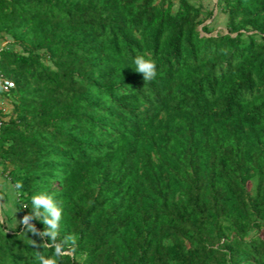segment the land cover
Masks as SVG:
<instances>
[{"label":"trees","instance_id":"1","mask_svg":"<svg viewBox=\"0 0 264 264\" xmlns=\"http://www.w3.org/2000/svg\"><path fill=\"white\" fill-rule=\"evenodd\" d=\"M217 1L212 34L194 0H0V166L23 215L61 203L59 264H264V0ZM23 230L0 264L52 255Z\"/></svg>","mask_w":264,"mask_h":264},{"label":"clouds","instance_id":"2","mask_svg":"<svg viewBox=\"0 0 264 264\" xmlns=\"http://www.w3.org/2000/svg\"><path fill=\"white\" fill-rule=\"evenodd\" d=\"M135 71L143 75L146 82L156 79L158 71L157 64L154 59L144 54H138L133 64ZM22 187L17 183L15 188L17 192ZM31 205L34 211L24 215L21 220H17V226H23V232L32 233L33 236H39L41 240H32L34 247H52L54 249L51 256L37 252L35 260L37 264H59V261L77 245L75 235H66L62 239H58L60 232V222L62 220V205L55 199L54 194L46 191L35 193L31 197ZM27 208V206H25ZM17 213V212H16ZM15 213V214H16ZM33 217H38L43 220L45 228L40 232L33 223Z\"/></svg>","mask_w":264,"mask_h":264},{"label":"rangeland","instance_id":"3","mask_svg":"<svg viewBox=\"0 0 264 264\" xmlns=\"http://www.w3.org/2000/svg\"><path fill=\"white\" fill-rule=\"evenodd\" d=\"M176 3H178V0H175ZM196 3H202L204 7L208 11H213V17L209 18L208 16L204 15V23L199 26V29H202V26L205 24H209L210 29L212 30V34H217L218 32H226V20L227 16L224 12H222L221 7L218 5L217 0H194ZM206 16V17H205ZM203 33V32H202ZM10 39V37H8ZM11 45V43H8L5 41V38L3 35H0V47ZM0 103L3 107V111L5 114H8L12 111L13 105L11 102V99L9 96H6L5 94H0ZM9 178V177H8ZM10 179V178H9ZM5 190V189H4ZM16 191H14V194L12 197H10L8 192H3L1 196V203L2 206H0V220L6 221L8 227H11L12 222L11 221V215L9 214V206L6 204V199L8 198L9 204L11 205V208H15L17 201H16ZM11 223V225H10ZM14 228V226H12ZM261 235L264 236V229L261 231Z\"/></svg>","mask_w":264,"mask_h":264},{"label":"crops","instance_id":"4","mask_svg":"<svg viewBox=\"0 0 264 264\" xmlns=\"http://www.w3.org/2000/svg\"><path fill=\"white\" fill-rule=\"evenodd\" d=\"M5 189V190H4ZM14 191H16L15 193H16V201H17V199H18V192H17V190H16V188H15V185L11 182V180L8 178V176H7V174H5L4 172H3V168L0 166V206H2V203H1V196H2V193L3 192H8L9 194H7V195H9L10 197H12L13 196V194H14ZM4 194V193H3ZM14 197V196H13ZM6 204H7V206H9V214L11 215V221H13L12 222V225H11V223H10V225H11V227H9V228H11V229H14V228H16L17 227V220H21L22 218H23V213L21 212V210L18 208V205L16 204V206H15V208H11V205L9 204V200H8V198L6 199ZM17 212V213H16ZM16 213V214H15ZM0 222H1V220H0ZM5 223H6V225H7V222L5 221ZM8 226V225H7ZM12 226H14V228L12 227Z\"/></svg>","mask_w":264,"mask_h":264},{"label":"built area","instance_id":"5","mask_svg":"<svg viewBox=\"0 0 264 264\" xmlns=\"http://www.w3.org/2000/svg\"><path fill=\"white\" fill-rule=\"evenodd\" d=\"M15 87V82L10 77L6 76L0 71V94L8 93ZM0 110H3V107L0 103ZM3 117L0 113V138H1V127L3 124Z\"/></svg>","mask_w":264,"mask_h":264}]
</instances>
